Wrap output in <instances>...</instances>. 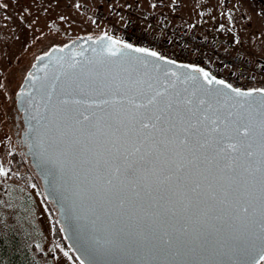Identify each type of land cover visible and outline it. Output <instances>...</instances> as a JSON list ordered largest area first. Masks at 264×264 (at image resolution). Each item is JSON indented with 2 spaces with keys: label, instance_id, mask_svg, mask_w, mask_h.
<instances>
[{
  "label": "snow or ice",
  "instance_id": "obj_1",
  "mask_svg": "<svg viewBox=\"0 0 264 264\" xmlns=\"http://www.w3.org/2000/svg\"><path fill=\"white\" fill-rule=\"evenodd\" d=\"M106 39L104 59L82 66L57 103L48 96L58 135L49 147L83 170L98 215L142 223L134 249L179 254L213 244L246 264L264 261V102L244 99L237 109L212 89L172 94L122 66L126 49L157 52ZM194 71L238 98L252 95Z\"/></svg>",
  "mask_w": 264,
  "mask_h": 264
},
{
  "label": "rangeland",
  "instance_id": "obj_2",
  "mask_svg": "<svg viewBox=\"0 0 264 264\" xmlns=\"http://www.w3.org/2000/svg\"><path fill=\"white\" fill-rule=\"evenodd\" d=\"M147 13L170 28L182 26L168 25L155 14L180 13L229 29L230 40L241 44L251 60L245 48L264 49V0H0V169L7 173L0 182V233H19L40 264L78 263L60 235L54 208L25 155L16 94L35 59L52 46L86 35L110 34L114 26L125 24L160 33ZM139 14L148 29L128 20ZM261 59L253 62L264 66ZM18 153L22 161L15 158ZM14 159L20 162L17 167L14 161L16 168Z\"/></svg>",
  "mask_w": 264,
  "mask_h": 264
},
{
  "label": "water",
  "instance_id": "obj_3",
  "mask_svg": "<svg viewBox=\"0 0 264 264\" xmlns=\"http://www.w3.org/2000/svg\"><path fill=\"white\" fill-rule=\"evenodd\" d=\"M106 37L129 43L110 34H99L52 46L35 59L16 94L17 108L22 113L24 124L21 139L26 146L25 155L40 179L45 199L54 208L56 222L67 246L80 264H246V258L236 259L213 244H209L207 250L196 247L192 250L183 249L179 254L175 251L134 249L130 242L131 235L143 227L142 223L135 218H117L110 212L98 215V194L84 181L83 170L70 156L49 147L58 135L53 122L52 105L47 103L48 96L51 94L53 103H57L58 98L68 91V85L79 74L78 70L82 66L90 60L99 62L105 58L106 53L102 50L108 43ZM125 53L123 67L137 68L145 80L160 89L167 86L172 94L190 95L195 92L201 96L206 90L212 89L211 95L219 94L222 100L229 101L237 109V101L244 99L248 101L247 106L251 107H259L264 102V94L259 92L263 88L239 89L232 85V88L252 93L249 97L238 98L224 86L207 85L203 74L194 71V68H202L198 65L177 61L158 52V57L127 49ZM77 61L81 63L76 64ZM73 64H76L75 69L70 67ZM204 71L209 72L206 69ZM225 83L230 84L227 81ZM53 86L55 92L52 91ZM45 126L48 127L46 135ZM256 260L259 264V257Z\"/></svg>",
  "mask_w": 264,
  "mask_h": 264
},
{
  "label": "built area",
  "instance_id": "obj_4",
  "mask_svg": "<svg viewBox=\"0 0 264 264\" xmlns=\"http://www.w3.org/2000/svg\"><path fill=\"white\" fill-rule=\"evenodd\" d=\"M147 18L160 29L146 32L131 24L117 25L111 35L168 58L198 65L214 76L239 89H264V66H258L239 44L230 40L229 29H223L211 38L200 36L196 29L170 28L156 21L151 13Z\"/></svg>",
  "mask_w": 264,
  "mask_h": 264
},
{
  "label": "trees",
  "instance_id": "obj_5",
  "mask_svg": "<svg viewBox=\"0 0 264 264\" xmlns=\"http://www.w3.org/2000/svg\"><path fill=\"white\" fill-rule=\"evenodd\" d=\"M17 155L18 156L15 155V158H19L22 161V155L19 153ZM16 159L12 161L13 168H16V166L18 167L20 164ZM14 161L16 162V166L14 165ZM6 177L7 175H5L0 169V182L6 180ZM60 235L62 236L61 232ZM24 241L25 240L22 239L20 234L14 230H11L6 234L0 233V264H40L31 255L29 248ZM73 257L76 262L80 264L74 255ZM259 264H264V261H260Z\"/></svg>",
  "mask_w": 264,
  "mask_h": 264
},
{
  "label": "crops",
  "instance_id": "obj_6",
  "mask_svg": "<svg viewBox=\"0 0 264 264\" xmlns=\"http://www.w3.org/2000/svg\"><path fill=\"white\" fill-rule=\"evenodd\" d=\"M149 10V9H148ZM146 10V11H148ZM140 16H133L131 19L128 20L134 22V24L142 29H148L149 24L145 21V19L142 17V14H139ZM156 18L160 21L165 22L168 25L171 26H182L189 29L196 28L197 31H199L200 35L204 37H213L215 33L224 27H216L211 26L209 24H205V22L202 21V19H196L192 18L191 16L182 15L180 13H162V14H155ZM241 45V44H240ZM242 46V45H241ZM243 48V47H242ZM244 49V48H243ZM249 54H252V58L254 61L259 63L258 61L262 60L261 58H264V49L263 48H257V47H251L245 48ZM261 63V62H260Z\"/></svg>",
  "mask_w": 264,
  "mask_h": 264
}]
</instances>
